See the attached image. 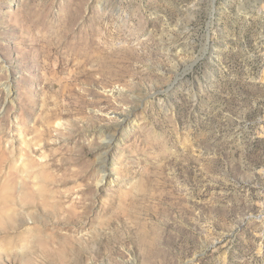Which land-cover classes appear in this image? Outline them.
Masks as SVG:
<instances>
[{
    "label": "rangeland",
    "instance_id": "rangeland-1",
    "mask_svg": "<svg viewBox=\"0 0 264 264\" xmlns=\"http://www.w3.org/2000/svg\"><path fill=\"white\" fill-rule=\"evenodd\" d=\"M0 264H264V0H0Z\"/></svg>",
    "mask_w": 264,
    "mask_h": 264
},
{
    "label": "water",
    "instance_id": "water-1",
    "mask_svg": "<svg viewBox=\"0 0 264 264\" xmlns=\"http://www.w3.org/2000/svg\"><path fill=\"white\" fill-rule=\"evenodd\" d=\"M214 1V0H213Z\"/></svg>",
    "mask_w": 264,
    "mask_h": 264
}]
</instances>
